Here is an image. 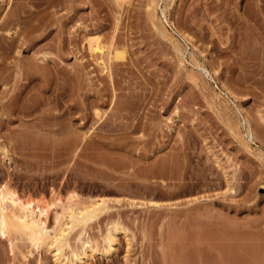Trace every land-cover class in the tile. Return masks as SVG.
Here are the masks:
<instances>
[{"label": "rangeland", "instance_id": "rangeland-1", "mask_svg": "<svg viewBox=\"0 0 264 264\" xmlns=\"http://www.w3.org/2000/svg\"><path fill=\"white\" fill-rule=\"evenodd\" d=\"M1 184L49 227L107 200L68 259L117 222L86 264H264V0H0Z\"/></svg>", "mask_w": 264, "mask_h": 264}, {"label": "bare ground", "instance_id": "bare-ground-1", "mask_svg": "<svg viewBox=\"0 0 264 264\" xmlns=\"http://www.w3.org/2000/svg\"><path fill=\"white\" fill-rule=\"evenodd\" d=\"M90 48L93 52H102L103 47L94 42ZM230 189L232 191L233 188L230 187ZM76 205L74 207L72 204L62 205L61 210L56 211L53 226L49 227L47 225L48 206H42L33 199H23L1 184L0 234L6 237L10 231L17 232L27 237L36 248L46 244L54 257L55 264H66L67 261L69 264H86L91 255H108L113 252L116 244L115 235L121 228L118 227L120 225L117 222H111L113 224L105 232L106 234L103 236L104 244L101 247L97 245L96 240L92 241L87 238L81 240L83 238H79L81 241L80 248L77 249L78 251L72 248L74 250H71L72 256L70 255V257H73V259H68L69 255H65V249L69 247V234L79 227H81V232L86 231L85 227L89 225V222L106 213L109 209L107 200L101 197L88 205ZM10 246L13 251L12 241H10Z\"/></svg>", "mask_w": 264, "mask_h": 264}]
</instances>
